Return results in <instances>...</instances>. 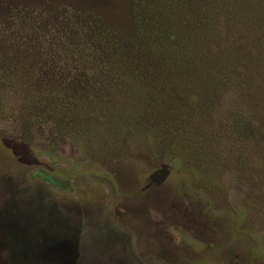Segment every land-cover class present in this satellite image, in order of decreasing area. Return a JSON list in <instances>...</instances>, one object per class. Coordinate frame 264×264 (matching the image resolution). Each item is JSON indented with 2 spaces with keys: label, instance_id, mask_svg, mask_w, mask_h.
<instances>
[{
  "label": "rangeland",
  "instance_id": "rangeland-1",
  "mask_svg": "<svg viewBox=\"0 0 264 264\" xmlns=\"http://www.w3.org/2000/svg\"><path fill=\"white\" fill-rule=\"evenodd\" d=\"M126 4L0 0V264H264V79L257 118L228 112L259 147L241 171L102 23L131 29Z\"/></svg>",
  "mask_w": 264,
  "mask_h": 264
},
{
  "label": "trees",
  "instance_id": "trees-1",
  "mask_svg": "<svg viewBox=\"0 0 264 264\" xmlns=\"http://www.w3.org/2000/svg\"><path fill=\"white\" fill-rule=\"evenodd\" d=\"M129 1L131 29H123L105 13H100V20L108 29L131 39L130 54L135 56V64L141 61L136 65L143 77L150 78L155 87L166 80L173 86L170 89H176L172 102L164 98L167 102L160 100V107L166 106L171 112L193 101L196 108L183 116L184 126L193 125L200 138H209L211 146L220 151L239 148L235 163L247 171L259 147L254 140L237 137L228 112L253 119L260 109L249 95L264 79V0ZM246 52L254 53V58L246 57ZM164 71L167 76L162 75ZM171 75L176 79L172 84ZM206 114L216 119L211 129L202 126L200 116ZM4 144L13 152L20 147ZM197 192L200 197L202 192Z\"/></svg>",
  "mask_w": 264,
  "mask_h": 264
},
{
  "label": "flooded vegetation",
  "instance_id": "flooded-vegetation-1",
  "mask_svg": "<svg viewBox=\"0 0 264 264\" xmlns=\"http://www.w3.org/2000/svg\"><path fill=\"white\" fill-rule=\"evenodd\" d=\"M51 249L52 248H48V249H43L42 248V251H40L38 248L36 249V251L38 252V257L40 256V257H45V254L47 253V252H50L51 251ZM69 251V250H68ZM40 253H41V255H40ZM45 253V254H44ZM47 256V255H46ZM47 258H48V256H47ZM47 260V259H46Z\"/></svg>",
  "mask_w": 264,
  "mask_h": 264
}]
</instances>
